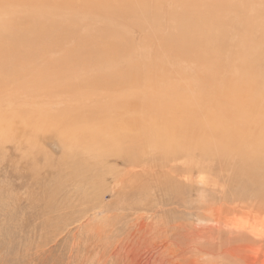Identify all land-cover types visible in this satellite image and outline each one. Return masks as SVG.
Listing matches in <instances>:
<instances>
[{"label":"rangeland","instance_id":"obj_1","mask_svg":"<svg viewBox=\"0 0 264 264\" xmlns=\"http://www.w3.org/2000/svg\"><path fill=\"white\" fill-rule=\"evenodd\" d=\"M4 1L5 40L39 23L46 32L29 37L30 44L26 31L19 44L13 38L18 52L0 66V116L13 121L8 130L0 123V264H126V246L134 234L143 235L145 225L159 245L160 230L187 221L211 224L198 220L196 211L221 204L220 191L233 178L238 190L263 185V191L264 0H216L215 13L233 25L221 42L207 40L212 56L199 35H192L197 51L181 49L178 26L189 23H182L183 14L179 25L170 17L183 12L182 0H11L25 7L15 9ZM11 10L16 14L10 17L24 16V25L51 14L45 17L50 26L41 18L23 26L5 17ZM248 13L254 17L246 24ZM55 22L70 30L59 33ZM5 23L23 27L10 33ZM88 33L98 34L91 39ZM7 42L0 44L7 49ZM23 53L27 62L14 64ZM94 55L104 60L97 64ZM3 57V63L11 59ZM76 112L90 120L82 122ZM218 183L219 191L212 190ZM251 198L258 205L260 197ZM248 209L220 217L244 223ZM256 227L264 231V224ZM147 253L129 260L144 262Z\"/></svg>","mask_w":264,"mask_h":264},{"label":"bare ground","instance_id":"obj_2","mask_svg":"<svg viewBox=\"0 0 264 264\" xmlns=\"http://www.w3.org/2000/svg\"><path fill=\"white\" fill-rule=\"evenodd\" d=\"M3 1V0H2ZM8 1V0H7ZM13 1V0H12ZM18 0H16L17 2ZM21 1V0H19ZM26 1V0H24ZM56 1V0H55ZM101 1V0H100ZM106 1V0H105ZM218 1V0H217ZM246 1V0H245ZM6 2V0L4 1ZM11 2V0H10ZM27 2V1H26ZM26 2H21V3H26ZM33 2H36V1H33ZM50 2V1H49ZM48 2V3H49ZM57 2V1H56ZM61 2V1H60ZM126 2V1H125ZM125 2H123L125 4ZM178 2V1H177ZM182 2H185V5L182 7L183 8V12H180L178 13L179 11H177V13L174 11L171 15L170 18H173L175 17L176 19V22L178 23L177 25H179V22L177 21V19L181 20V16L180 14H183V17L182 18H185L184 21L182 23H185L186 21L189 23V25H179L178 26V29L180 31H182V33H180L178 36L180 39V47L182 49L183 48H189V47H192V48H195V50H192L191 52H194V51H197L198 48L197 46L193 43L194 41L195 42H198L199 40H196V35H199L198 37L200 39V41H204L206 43L203 44L204 48H211V49H208L206 51V54L208 56H212V52H213V48L211 47V44H213L212 42H207L208 39L210 38H218L221 42V37L227 32L228 28L230 26L233 25L232 21L228 18H225L224 16H220L217 15L215 13L216 11V8L215 5H216V0H211L210 2L207 3V1L205 0H182ZM223 2V1H222ZM228 2V0L226 1ZM248 2V1H247ZM246 2V3H247ZM262 2V1H260ZM3 3V2H2ZM9 3V2H8ZM5 4L6 6H11L9 4ZM12 3V2H11ZM31 3H32V0H31ZM46 3V2H45ZM122 3V4H123ZM199 3H201V6L198 5ZM203 3H206L203 4ZM224 3V2H223ZM2 4V7L3 5ZM14 3H12L13 5ZM28 4V3H27ZM30 4V2H29ZM38 4V3H37ZM42 4V2H41ZM218 4H219V1H218ZM229 3H227L228 5ZM249 4V2H248ZM22 5V4H21ZM19 5V6H21ZM36 5V4H35ZM47 5V4H46ZM45 5V7L47 6ZM61 5V4H60ZM119 5V4H118ZM121 5V4H120ZM137 4L135 3V6ZM222 5V4H221ZM230 5V4H229ZM246 5V4H245ZM263 5V4H262ZM19 6H16L14 4V7L11 8V9H15V7H19ZM27 6V5H25ZM52 6V5H51ZM55 6V5H54ZM138 6V5H137ZM225 6V5H224ZM247 6V5H246ZM251 6V5H250ZM22 7H24L22 5ZM29 8V6H27ZM30 7H33L30 5ZM36 7H41L39 9V11H41V13L43 14L44 12H42V6H36ZM44 7V6H43ZM49 7V6H48ZM56 7V6H55ZM102 7V6H101ZM100 7V9H101ZM105 7V6H104ZM107 7V6H106ZM122 7V6H121ZM126 7L128 8V6L126 5ZM222 7V6H221ZM227 7V6H226ZM225 7V8H226ZM25 8V7H24ZM92 8V7H91ZM119 8V6H118ZM117 8V9H118ZM127 8H124V9H127ZM138 8V7H137ZM186 8V10H185ZM247 8V7H245ZM249 8V7H248ZM247 8V9H248ZM251 8V7H250ZM4 9V8H3ZM34 9V8H33ZM36 9V8H35ZM63 9V8H61ZM106 9V8H105ZM198 9V10H197ZM223 9V8H222ZM5 12L7 13L6 11V8L4 9ZM21 11V9H19ZM27 10V9H26ZM64 10V9H63ZM116 10V8H115ZM9 11H10V8H9ZM13 11V10H11ZM33 11V10H32ZM39 11L37 10V13L39 14ZM51 11V10H50ZM49 11V12H50ZM58 11V10H57ZM218 11V9H217ZM251 11V10H250ZM248 10V12H250ZM256 11L255 9H253V12ZM4 12V13H5ZM19 12V11H18ZM25 12H28V11H25ZM25 12H22V14H24ZM30 12V11H29ZM36 12V10H35ZM47 12V11H46ZM79 12V11H77ZM120 12H122L123 14V9H120ZM145 12V11H144ZM198 13V16L193 18L191 17V13ZM258 11L254 12V13H257ZM16 12H12V13H8L10 14L9 16H7L6 14H4L5 17H9L10 19H15L14 20H19V24L22 22V20L20 21V19H22L23 17H20V19L18 18V15L17 16H14L13 17H10L12 15H15L13 14ZM91 13V12H90ZM146 13V12H145ZM156 13V12H155ZM253 13V14H254ZM12 14V15H11ZM28 14V13H27ZM31 14V12L29 13ZM33 14V13H32ZM48 14V13H47ZM52 14H54L52 12ZM58 14V13H57ZM56 14V15H57ZM61 14V13H60ZM78 14V13H77ZM225 14V13H224ZM258 14V13H257ZM40 15V14H39ZM43 15H46L45 13ZM51 15V14H50ZM49 15V16H50ZM55 15V14H54ZM53 15V17H54ZM79 15H82L81 13ZM146 15V14H145ZM156 15H159L158 13H156ZM249 16H246L247 17V22L246 24L250 23L249 21H252L253 20V15L252 13L249 14ZM252 15V16H251ZM255 15V14H254ZM32 16V15H31ZM37 16V15H36ZM49 16H45L46 18L49 17ZM147 16V15H146ZM160 16V15H159ZM259 16V14H258ZM28 17V16H27ZM25 16V18H27ZM32 17H35V16H32ZM31 17V18H32ZM39 18H41L40 16H38ZM45 17L43 16L44 19L42 20H45ZM8 18V19H9ZM30 18V17H28ZM30 18V19H31ZM38 18V19H39ZM136 18V17H135ZM145 18V17H144ZM147 18V17H146ZM156 19H160L159 17H155ZM250 18V19H249ZM6 20V18H4ZM30 19H24V23L26 22V20H30ZM33 19V18H32ZM31 19V20H32ZM35 22L36 20H38L37 18H34ZM49 19V18H48ZM52 19V18H50ZM54 19V18H53ZM52 19V20H53ZM31 20L29 21V23H31ZM40 20V21H42ZM52 20H49V21H52ZM58 20V19H57ZM8 22H10V20H6ZM12 21V20H11ZM32 20V22H34ZM46 21V25H49L50 23H47L48 20H45ZM45 21H43L42 23L44 24ZM56 21V19H55ZM59 21V20H58ZM70 21V20H69ZM87 21V20H86ZM85 21V22H86ZM12 22H15V21H12ZM53 22V21H52ZM62 22V21H61ZM65 22V21H64ZM79 22V26L81 25L80 21L78 20ZM160 22V21H159ZM18 23V22H17ZM15 23V27H14V24L12 23L11 25H9V23H5V28L8 30H10L9 32H14V30H19L17 29L18 27L16 26ZM28 21H27V25H24L23 23V26H28L29 25ZM58 22H55V25L57 27V30L59 29V24H57ZM72 23V22H71ZM77 23V22H76ZM18 24V25H19ZM32 24V23H31ZM41 23L37 24V25H33L31 28H33L34 30L31 31V29H27L29 30L28 32H22L20 30H22V27L20 28V32L17 33L18 36H15L17 43L19 41H23L24 39L21 38L22 34L21 33H26L28 34V37H27V43L30 41H32L33 39L36 38V34H41V35H44L43 34V31H44V28L45 26H40ZM58 26H57V25ZM89 24V23H88ZM146 24V23H145ZM13 25V27H12ZM65 25V24H64ZM67 25V23H66ZM70 23H69V27H70ZM76 27V30L79 28V32L82 31L80 27ZM87 25V24H85ZM50 26V25H49ZM60 26H62L60 24ZM75 25L73 24L72 27H74ZM84 27V25H82ZM81 26V27H82ZM244 26H245V22H244ZM251 25L249 24L248 27H250ZM12 27V28H11ZM17 27V28H16ZM48 27V26H47ZM55 27V29H56ZM66 26H64L65 28ZM68 27V26H67ZM82 27V28H83ZM15 28V29H14ZM64 28L62 27L61 29L64 30ZM14 29V30H13ZM50 30H53L52 28L50 29L47 28ZM46 29V30H47ZM59 29V30H61ZM66 29V28H65ZM68 29V28H67ZM66 29V30H67ZM75 29V28H73ZM56 30V31H57ZM58 30V32H59ZM70 30V29H68ZM48 31V32H49ZM85 31V30H84ZM260 32L264 31V26H261L260 29H259ZM3 31H1L2 33ZM6 32V31H4ZM2 33V34H5V33ZM17 31H15L14 33L16 34ZM46 31H44L45 33ZM53 32V31H52ZM55 32V31H54ZM57 32V33H58ZM60 33V32H59ZM58 33V37H55L56 40L59 38V40L62 39V35H60ZM63 33V32H61ZM0 34V37L1 35ZM13 34V33H12ZM21 34V35H20ZM24 34V35H26ZM51 34V33H50ZM53 34V33H52ZM89 34V33H88ZM98 33H90L88 35L89 38L93 37V35H97ZM7 35V33H6ZM10 35V34H9ZM7 35V36H9ZM20 35V36H19ZM34 36L35 35V38H32L31 36ZM82 35V34H81ZM196 36L195 38L193 36ZM14 36V35H13ZM12 36L11 40L14 38ZM51 36V35H50ZM11 37V35H10ZM10 37H9V41L5 38L6 36L0 38L1 40L4 38V40L0 41L1 43L4 41L7 42V49L9 50V52H7V49L6 48H3L2 44H0V48H2V51L0 52L1 55H3L5 58L6 57H12L13 56V52L15 50H18V49H14L13 50V47H17V45L15 44V41L13 39L12 42H10ZM32 38V40L28 39V38ZM40 37L37 36V38ZM43 37V36H42ZM40 37V39L42 38ZM47 37V36H46ZM52 37L54 38V36L52 35ZM87 37V36H86ZM8 38V37H7ZM44 38V37H43ZM50 38V37H49ZM54 38V40H55ZM38 39V41H40L41 43L44 41L42 39V41ZM45 39V38H44ZM64 39V38H63ZM92 39V38H91ZM36 40V39H35ZM55 40V41H56ZM58 40V41H59ZM183 40H187V44H182ZM37 41V42H38ZM47 41V40H46ZM52 41V39H51ZM55 41L51 42L52 45H55L53 43H55ZM56 41V43L58 42ZM30 42L28 44H30ZM36 42V43H37ZM22 42H20V45H21ZM35 42L33 41L32 44L33 45H37L38 44H34ZM47 43V42H45ZM59 43V42H58ZM15 44V45H14ZM19 44V43H18ZM23 44V43H22ZM40 44V43H39ZM50 44V43H49ZM49 44L46 46L47 50L48 49H51V46L50 45V48H49ZM5 45V44H4ZM14 45V46H13ZM18 45V46H20ZM43 45V43L41 44ZM39 45V46H41ZM116 45V44H115ZM191 45V46H190ZM29 46V45H28ZM31 46V45H30ZM45 46V45H44ZM56 46V45H55ZM54 46V47H55ZM59 46V45H58ZM57 46V47H58ZM214 46L217 47V44L214 43ZM21 47V46H20ZM32 47V46H31ZM31 47H28V48H31ZM25 48V47H24ZM41 48V47H38V49ZM43 48V47H42ZM56 48V47H55ZM221 48V46H220ZM27 49V48H26ZM26 49H24L23 51H25ZM1 50V49H0ZM31 52L33 49H30ZM29 50V51H30ZM37 50V48H36ZM34 50V51H36ZM40 50V49H39ZM44 51V49H42ZM41 50V52H42ZM47 50H45V52H47ZM252 49H249L247 51H251ZM21 51V49H20ZM28 51V49H27ZM53 51V50H52ZM70 51V53L72 52L71 50H68ZM18 52V51H16ZM14 52V53H16ZM22 52V51H21ZM50 52V51H49ZM48 52V53H49ZM180 52V51H179ZM29 53V52H28ZM44 53V52H43ZM52 53V52H50ZM258 52H256L257 54ZM24 54V53H23ZM30 54V53H29ZM36 55V54H35ZM41 55V54H40ZM24 58H19L18 60H16L14 58V61L13 63H25L27 62V58H26V55L24 54L23 55ZM37 56V55H36ZM35 56V57H36ZM43 55H41L40 57H42ZM46 56H47V53H46ZM45 54H44V58L46 60V57ZM92 56V55H91ZM3 57V58H4ZM34 57V56H33ZM40 57H37V59H39ZM93 57H95V61L97 62L98 64V61H103V56H97L94 55ZM13 58V57H12ZM12 58L11 59H7L5 60L3 63L2 62V58L1 59V62H0V66H5L6 64L8 63H12ZM44 58H40L43 59L42 62H45ZM36 59V58H34ZM98 59H101V60H98ZM49 61H47L46 63H49V62H55L56 60H52L50 61V59H47ZM36 61V60H35ZM92 61V60H90ZM256 61V60H255ZM107 61L105 62H101L102 64H105ZM258 62V61H257ZM55 64V63H52V65ZM41 65V64H40ZM48 65V64H46ZM51 65V67H52ZM57 65V61H56V64L55 66ZM252 65V63H251ZM38 67V66H37ZM45 67V66H44ZM54 67H52V70H53ZM39 70V68H38ZM37 71V70H36ZM35 71V72H36ZM118 70H113L112 73H117ZM200 90V88H199ZM189 101V100H188ZM193 102V101H192ZM5 116H7L8 114H4ZM4 115H1L0 116V123H2V128L5 129V130H8V129H12L13 127V124H11L13 121H12V117L10 116H7V119H4L2 117H5ZM76 116H78V118L80 117V119L82 120V122H86L88 120H90V117L89 118H85L83 119L82 115L83 113L80 112H76L75 113ZM77 118V120H78ZM11 121V122H10ZM4 131V130H3ZM3 138V137H2ZM9 138V137H8ZM7 138V139H8ZM6 139V138H5ZM10 139V138H9ZM8 141V140H7ZM10 141V140H9ZM191 141V140H190ZM129 161V160H128ZM127 161V162H128ZM122 162V161H121ZM126 164V163H125ZM129 164V162H128ZM127 165V164H126ZM130 165V164H129ZM129 167V166H128ZM139 167V166H138ZM137 168V167H136ZM132 170V169H131ZM126 173V172H125ZM129 174V173H128ZM137 174V173H136ZM135 175V174H134ZM131 176V175H130ZM126 177V176H125ZM257 180V179H256ZM238 181V180H237ZM235 182L234 178L230 181V184L231 186H228L227 187V190L224 188L221 192L222 196H220V203L217 207L216 205L215 206H212V204H209L208 203V199H207V203H208V206L207 205H203V206H200V209L201 210V213L199 214V211L197 212L196 211V217L198 220H203V219H209L212 221V223L210 224L209 223L208 225H200L198 227H193V226H190L187 224V222H185V224H177L173 227H171V229H166L164 231H161L158 232L157 236H156V240H161V244L158 245V243L152 239V235L154 232H151L150 231V228L149 227H142L141 230H142V234L143 235H139L136 237V234H134V236L131 237L130 239V242L128 243V245L126 246V252H127V261L126 264H135L134 262L130 261L129 260V256L131 255H137V256H140L142 252H148L146 255H144L145 257L142 259L144 260V262H141L140 260L137 262V264H264V231H259L256 227V225L258 224H264V197H262L264 195V189L263 191L260 189L263 187L260 186V188H257L256 186L252 185V187H255V188H252V187H249V188H246V189H242V190H238V182ZM261 181V179L259 180ZM255 182V181H254ZM253 182V183H254ZM263 182V181H262ZM200 183V182H199ZM255 185L257 184L256 182L254 183ZM260 184V182L258 183V185ZM204 185V184H203ZM217 187L220 188L219 186V183L218 185L216 184L212 190H215L217 191ZM224 187V186H223ZM260 189V190H258ZM205 190V189H204ZM219 191V190H218ZM206 192V191H205ZM211 192V191H210ZM118 193V191H117ZM200 196V195H199ZM204 198L207 197V193H206V196L203 195ZM202 196V197H203ZM217 196V195H216ZM260 197L259 201H258V205L255 203L253 204L251 201H253V199L251 197ZM208 198V197H207ZM206 199V198H205ZM218 199V198H217ZM235 199L238 201V203L235 202ZM252 199V200H251ZM203 201V200H202ZM206 201V200H205ZM213 201V200H212ZM246 201V202H244ZM193 203H195L193 200H192ZM201 203V202H200ZM229 203H232V205H230ZM196 204V203H195ZM203 204V203H202ZM229 204V205H228ZM232 206V207H231ZM240 207H248L249 209V218L247 219L246 222L244 223H229L227 221H224L221 217H220V214L222 213L224 216H227L229 211L230 210H234L236 208H240ZM196 209H197V206H196ZM195 215V213H194ZM261 216H263V219L261 218ZM185 221V220H184ZM182 222V221H181ZM193 224V223H192ZM194 225V224H193ZM140 230V232H141ZM143 249H146L143 251ZM123 257V256H122ZM130 258H133L132 256ZM137 258V257H136ZM126 259V258H125ZM140 259V258H139ZM135 260V258H134ZM124 261V260H123ZM137 261V260H136Z\"/></svg>","mask_w":264,"mask_h":264}]
</instances>
